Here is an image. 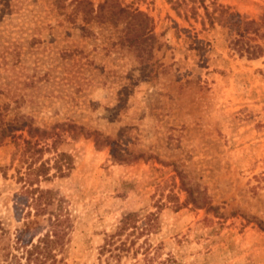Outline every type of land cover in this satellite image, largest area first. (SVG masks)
Masks as SVG:
<instances>
[{
	"label": "rangeland",
	"instance_id": "1",
	"mask_svg": "<svg viewBox=\"0 0 264 264\" xmlns=\"http://www.w3.org/2000/svg\"><path fill=\"white\" fill-rule=\"evenodd\" d=\"M114 1L0 0V264H264V0Z\"/></svg>",
	"mask_w": 264,
	"mask_h": 264
},
{
	"label": "trees",
	"instance_id": "2",
	"mask_svg": "<svg viewBox=\"0 0 264 264\" xmlns=\"http://www.w3.org/2000/svg\"><path fill=\"white\" fill-rule=\"evenodd\" d=\"M171 7L180 14V9L186 4H190L193 10V13L196 11L197 3L205 10H207L206 0H166ZM108 2L105 1L100 4V8ZM111 5L116 6V10L110 16L112 19L126 18L127 24L129 26V37L131 41L138 43L140 41L148 40L153 35L151 33V28L149 27V17L148 15L138 9L129 11L126 7L122 6L120 3H116L114 0H109ZM221 15L225 12L226 7H221ZM232 13V12H231ZM233 14V13H232ZM231 14V15H232ZM137 19V21H136ZM235 41H238L236 39ZM35 150H42V147L37 146V143H34ZM56 171L59 175H64L66 171L63 170L59 162L56 163ZM50 166L46 165L44 161H41L35 168H33L35 175H45L47 178L50 176L49 173ZM53 173L52 175H54ZM63 248V239L51 235L48 231H45L42 235H39L35 241L30 242L27 245L23 246L21 255H24V258L27 261H32V264H56L61 259L62 256L57 258V251H61ZM7 255V254H6ZM155 264H182L175 261L174 257L168 254L166 257L160 259Z\"/></svg>",
	"mask_w": 264,
	"mask_h": 264
}]
</instances>
